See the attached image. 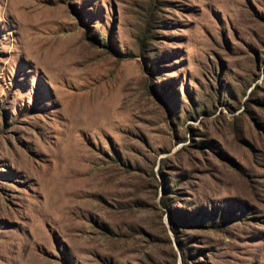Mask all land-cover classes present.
<instances>
[{
  "label": "rangeland",
  "instance_id": "374dc122",
  "mask_svg": "<svg viewBox=\"0 0 264 264\" xmlns=\"http://www.w3.org/2000/svg\"><path fill=\"white\" fill-rule=\"evenodd\" d=\"M0 264H264V0H0Z\"/></svg>",
  "mask_w": 264,
  "mask_h": 264
},
{
  "label": "trees",
  "instance_id": "16d2710c",
  "mask_svg": "<svg viewBox=\"0 0 264 264\" xmlns=\"http://www.w3.org/2000/svg\"><path fill=\"white\" fill-rule=\"evenodd\" d=\"M142 39H140V41H141ZM171 224H172V229L174 230V228H175V224L173 223V221H171ZM220 225V224H219ZM219 225H217V226H219ZM216 226V227H217ZM176 229H177V226H176Z\"/></svg>",
  "mask_w": 264,
  "mask_h": 264
}]
</instances>
